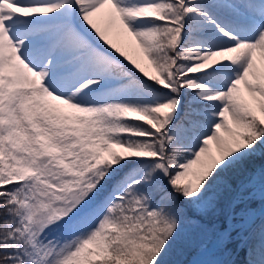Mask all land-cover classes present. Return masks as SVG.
<instances>
[{
  "label": "snow or ice",
  "instance_id": "obj_1",
  "mask_svg": "<svg viewBox=\"0 0 264 264\" xmlns=\"http://www.w3.org/2000/svg\"><path fill=\"white\" fill-rule=\"evenodd\" d=\"M257 199L264 0H0V264H179L222 201L264 264Z\"/></svg>",
  "mask_w": 264,
  "mask_h": 264
},
{
  "label": "rangeland",
  "instance_id": "obj_2",
  "mask_svg": "<svg viewBox=\"0 0 264 264\" xmlns=\"http://www.w3.org/2000/svg\"><path fill=\"white\" fill-rule=\"evenodd\" d=\"M257 58L259 62V52L257 53ZM248 206L255 208L256 211H258L262 207L258 199L256 201L250 202ZM237 211H239V209H237ZM224 213V219L222 216H220L219 218H216L211 222L204 221L200 218L189 219L185 225V232L186 235L190 237V247L186 248L183 252L174 254L172 259L174 261H178L179 264H189L201 248L208 247L211 244V242L215 239V234L218 231H222L229 226L227 206L224 209ZM235 222L238 223L239 221L237 220ZM262 222H264V220ZM259 223L257 222V224L254 225V228L258 229L259 225L261 224ZM233 236H236L235 232L233 233ZM257 239L259 241L258 233ZM243 250L245 249L241 245L240 240L233 239V241L227 246L226 249H218L217 251L206 257L204 264L209 261H225L229 262V264H234L233 259L235 257V254L241 253ZM238 258L237 263L235 264H244V261L246 259V250L244 255L239 256Z\"/></svg>",
  "mask_w": 264,
  "mask_h": 264
},
{
  "label": "trees",
  "instance_id": "obj_3",
  "mask_svg": "<svg viewBox=\"0 0 264 264\" xmlns=\"http://www.w3.org/2000/svg\"><path fill=\"white\" fill-rule=\"evenodd\" d=\"M225 207H226V203L222 201L221 204H220V206L217 208L216 211H214V212H210V213H208V214H206V215H199V214H197V213H195V212H193V211H191V210H189L187 214H188V216H189V219L192 218V217H195V218H200V219H202V220H204V221H209V222H211V221H213L214 219L219 218L220 216H222L223 219H224V217H225V213H224V209H225ZM253 242H254V243H257L256 236H254V238H253ZM244 253H245V250H243L241 253H239V254L237 255L234 264L237 263V260L239 259L238 257H239V256H243ZM237 258H238V259H237Z\"/></svg>",
  "mask_w": 264,
  "mask_h": 264
},
{
  "label": "bare ground",
  "instance_id": "obj_4",
  "mask_svg": "<svg viewBox=\"0 0 264 264\" xmlns=\"http://www.w3.org/2000/svg\"><path fill=\"white\" fill-rule=\"evenodd\" d=\"M263 207H264V206H263ZM214 240H215V239H214ZM214 240H213V241L211 242V244L209 245L211 249H215V248H216L215 243H214ZM211 249H207V250H205L203 255L200 254V255H198V256H195V257L193 258V260H192L189 264H192L193 261H197V260L202 262L207 256H209V255L211 254V253H210Z\"/></svg>",
  "mask_w": 264,
  "mask_h": 264
}]
</instances>
